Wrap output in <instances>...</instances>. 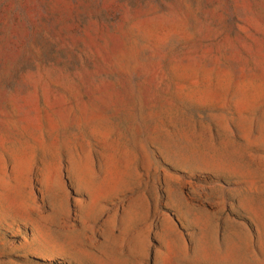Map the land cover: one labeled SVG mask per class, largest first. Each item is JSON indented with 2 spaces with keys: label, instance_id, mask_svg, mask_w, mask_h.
I'll return each mask as SVG.
<instances>
[{
  "label": "rangeland",
  "instance_id": "1",
  "mask_svg": "<svg viewBox=\"0 0 264 264\" xmlns=\"http://www.w3.org/2000/svg\"><path fill=\"white\" fill-rule=\"evenodd\" d=\"M0 264H264V0H0Z\"/></svg>",
  "mask_w": 264,
  "mask_h": 264
}]
</instances>
